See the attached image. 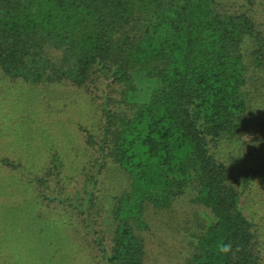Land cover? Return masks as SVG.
Instances as JSON below:
<instances>
[{
    "label": "trees",
    "instance_id": "1",
    "mask_svg": "<svg viewBox=\"0 0 264 264\" xmlns=\"http://www.w3.org/2000/svg\"><path fill=\"white\" fill-rule=\"evenodd\" d=\"M4 94L27 144L89 115L76 159L1 162L80 241L43 222L0 264H146L154 214L184 196L181 264H264V0H0Z\"/></svg>",
    "mask_w": 264,
    "mask_h": 264
},
{
    "label": "rangeland",
    "instance_id": "2",
    "mask_svg": "<svg viewBox=\"0 0 264 264\" xmlns=\"http://www.w3.org/2000/svg\"><path fill=\"white\" fill-rule=\"evenodd\" d=\"M20 90H13V92ZM11 94H4L0 105V250L2 254L13 255L21 242L36 240L32 228L38 227L45 222L55 233H46L47 239L57 242L72 244L80 241V234L77 231V224L72 223L64 211L51 212L37 203L34 190L26 182L28 175L26 171L33 169L39 171L43 164L53 156H59L62 160L72 161L76 159L78 151L81 149L78 137V128L75 127L79 118L89 115L87 104L82 105V112L72 110V124H66L61 120L56 122L54 131L46 124L40 132V137L27 144L24 136V128L20 123L14 124V115H9V103ZM18 110H15L17 112ZM75 121V122H73ZM52 125V124H51ZM5 159H13L17 163L21 162L23 168L15 171L4 166L1 162ZM31 174V172L29 171ZM112 178H116L112 172ZM264 180V175L260 177ZM72 187L78 192V183ZM187 197L173 203L170 208L158 210L154 216L161 224L164 231H158L149 237V255L146 264H181L186 254L190 253L183 228L186 212L195 205L187 202ZM149 211V216L152 214ZM185 212V213H184ZM42 217V220L38 217ZM34 217H38L36 221ZM58 228V229H57ZM34 238V239H33ZM20 243V244H19ZM68 250L72 245H64ZM21 253H23L21 251ZM71 256V255H70ZM87 263L80 259V264ZM78 264V261H76Z\"/></svg>",
    "mask_w": 264,
    "mask_h": 264
},
{
    "label": "clouds",
    "instance_id": "3",
    "mask_svg": "<svg viewBox=\"0 0 264 264\" xmlns=\"http://www.w3.org/2000/svg\"><path fill=\"white\" fill-rule=\"evenodd\" d=\"M218 251L222 255H230L232 254V245L230 243L221 244Z\"/></svg>",
    "mask_w": 264,
    "mask_h": 264
}]
</instances>
